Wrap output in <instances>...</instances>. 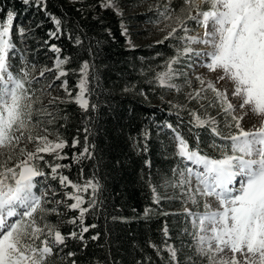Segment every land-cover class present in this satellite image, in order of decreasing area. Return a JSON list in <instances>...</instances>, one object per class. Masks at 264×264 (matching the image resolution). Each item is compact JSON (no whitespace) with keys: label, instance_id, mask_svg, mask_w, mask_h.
I'll return each mask as SVG.
<instances>
[{"label":"snow or ice","instance_id":"obj_1","mask_svg":"<svg viewBox=\"0 0 264 264\" xmlns=\"http://www.w3.org/2000/svg\"><path fill=\"white\" fill-rule=\"evenodd\" d=\"M22 2L28 5L32 0ZM35 2L40 5L46 0ZM100 6L112 8L113 0ZM117 14L123 15L119 10ZM16 15L8 11L6 19L0 20V264H49L50 257L67 247L68 239L83 241L84 234L96 227L85 224V219L98 207L102 185L95 175L83 183L64 175L62 169L70 165L58 161L67 158L63 152L67 141L59 135L50 140L49 129L41 120L33 119L35 114L47 112L46 108L36 107L41 99L37 92L43 94V89L35 88L34 84L53 71L57 73L56 80L67 76L63 66L69 58H61V49L52 44L50 51L56 53V58L51 69L45 68L39 77H34L35 63L21 56V66L14 73L15 65L10 60L17 55L12 40ZM51 19L56 31L49 36L58 38V34H63L61 20L55 16ZM162 21L172 22L165 25V28L171 27V31L164 39H175L180 46L166 62L165 70L156 74L157 84L177 93H181L183 87L191 89L192 79L186 69L191 70L200 87L187 93L188 102H197L207 112L202 101L212 93L214 97L208 101V107L218 108L225 118L221 127L216 117L201 116L189 110L192 127L188 131L192 132L193 128L208 130L214 138L210 147L219 153L218 156L209 155L201 148L198 133L195 146H192L178 130L179 125L164 124L173 133V155L178 158L171 170L173 179L166 181L165 186L179 189L182 202L191 203L197 209L185 208L186 223L191 227L190 231L186 228L185 233L191 237L196 256L206 259L207 264H264V0H183L178 11L172 7L171 0H167L162 8L156 9L154 22ZM189 22L203 28V35H189L192 31ZM126 31H122V35ZM29 32L30 29L21 25L16 37L26 40ZM75 42L81 43L79 37ZM194 44H201L204 49L196 50L192 47ZM89 68L84 62L77 84L79 91L74 97L85 113L97 107L90 104ZM199 68L219 73L215 82L206 79L204 74H196ZM178 79H183L184 84L175 83ZM220 81L231 83V95L238 104L229 99L227 88H217ZM54 86L53 81L47 87ZM62 87L71 96L67 80ZM169 104L178 118L186 107ZM47 115L50 117L48 124H52L55 117L52 113ZM245 117L249 120L259 118V126L253 122L251 128L245 130L242 124ZM84 131L83 151L73 157L77 163L95 158V145L88 143L91 130L85 127ZM144 138L146 141L147 132ZM79 143L74 139L72 147ZM29 144L34 145L31 151L27 147ZM136 146L140 147L138 142ZM143 148L146 150V144ZM45 156L52 157V161ZM49 181H58L60 189L65 190V201L55 199L59 192ZM69 188L71 191H67ZM152 193L153 202L159 204L163 197L154 186ZM54 199L55 206L47 207ZM66 201H71L66 204L69 211L78 213L69 223L79 226V232L73 230L67 236L46 220L49 213L58 215L59 206ZM201 203L203 211L199 210ZM148 211L145 210L146 214ZM91 239H98V234ZM164 251L168 253V264H179L173 245L166 244ZM66 255L72 258L75 253L69 251ZM71 264L76 261L72 259Z\"/></svg>","mask_w":264,"mask_h":264},{"label":"trees","instance_id":"obj_2","mask_svg":"<svg viewBox=\"0 0 264 264\" xmlns=\"http://www.w3.org/2000/svg\"><path fill=\"white\" fill-rule=\"evenodd\" d=\"M182 2L172 0V7L179 9ZM8 11L15 12L24 28L30 29L26 40L20 38L14 43L17 55L10 60L15 65L14 73L21 66V56L35 63V71L39 67L52 68L56 58V53L50 51L52 44L61 49V58H69L63 66L68 74L61 80H67L71 96L67 94L56 104L57 120L52 126L67 141L68 147L74 139L80 141L73 147L78 153L83 151L84 129L90 128L88 143L95 145V158L79 163L68 160V175L73 181L95 175L102 185L98 207L85 219V224L96 227L84 234L83 241L68 239L67 247L50 257L49 264H71L72 259L76 264H168L165 245L169 242L178 245L183 230L190 229V224L186 223L184 210L174 209L181 208L182 201L169 199L162 192L163 198L156 204L152 187L159 189L164 179L172 178L171 170L178 163L173 155V133L164 127L166 122L174 127L179 125L178 130L192 146H195L198 133L201 148L209 155H219L210 147L214 138L208 130L193 128L192 132L188 131L192 127L189 110L197 109L198 105L181 103L186 107L178 118L176 110L158 96V92L163 91L156 82L161 65L157 69L153 67L150 61L154 54L148 48L127 46L121 19L113 8H102L93 0H46L40 5L35 0L28 5L22 0H0V20L6 19ZM52 16L61 20L63 34H58V38L49 36L56 31ZM77 37L80 44L75 42ZM151 50L159 53L158 62L163 60V55L168 58L175 55L165 42ZM84 62L90 65V104L97 105L95 111L90 109L88 113L74 101ZM34 87L38 89L37 84ZM38 105L40 103L36 107ZM45 116H48L46 112L37 113L33 119L45 125ZM223 125L224 121H220V126ZM145 132L148 133L146 141ZM146 209L150 210L147 214ZM76 215L78 213L68 210L62 216L50 213L46 218L67 236L73 230L79 232L78 225L69 223ZM97 234L98 239H91ZM69 251L75 256L68 258ZM178 256L179 264H191L183 260L181 253Z\"/></svg>","mask_w":264,"mask_h":264},{"label":"rangeland","instance_id":"obj_3","mask_svg":"<svg viewBox=\"0 0 264 264\" xmlns=\"http://www.w3.org/2000/svg\"><path fill=\"white\" fill-rule=\"evenodd\" d=\"M98 2L99 5H101V3L103 2H107V0H93ZM167 2V0H113V4L114 7H112L115 12L117 13V10H119L120 12L123 13V15H119L121 22H120V26L122 31H124L125 29L126 34V44L128 47H143V48H148L150 50V52H152V54H154L152 56V59L150 61V63L153 65V67L155 69L158 68L159 65H161V69L159 70V72H162L165 70L166 67V62L168 61V57L166 55H163L164 57L162 58V61H157L156 58L159 57V53H153V48H155V45L159 44L158 41H163L166 43L167 47L169 48V50L171 51H176V47L180 46L178 44V41H176L175 39H168L165 40V36L167 35V33L169 31H171V27L165 28L166 24H170L172 23L171 21H162L160 23H155V19H156V9L157 8H162L164 6V4ZM172 2V0H171ZM202 7H206V6H202ZM179 9L177 8V11ZM23 26L22 22L20 21V19H18L17 17H15L14 20V28H13V35H12V40L13 43H15V41L17 40L16 37V30L17 28H19L20 26ZM173 26H175L173 24ZM24 27V26H23ZM188 27L190 29H192V31L189 32V35H203V28H199L196 27V25H194V22H189L188 23ZM163 29V30H162ZM182 34V33H181ZM192 47L196 50H203L204 46L201 44H194L192 45ZM161 56V55H160ZM166 56V57H165ZM55 60V59H54ZM54 63V62H53ZM88 63V62H87ZM83 65V64H82ZM46 68H49L48 66H46ZM45 69L44 67H39L34 73L33 76L34 77H39V73L41 70ZM187 71H189V76L192 79V86L191 89L188 87H183V90L181 93H177L174 90H168L167 88H163V91L160 93L158 92V96L160 98H162L163 100H166L168 103L171 102L172 104H181V103H187L188 99H187V93L190 92L192 89L194 88H198L200 87V85L197 83V81L195 80L194 76L195 74H193L191 72V70L186 69ZM158 72V73H159ZM80 73V71H79ZM196 74H204L206 79L208 80H212L213 82H215L216 80V76L219 75V73H209L208 70L206 68H199L197 69V73ZM57 73L55 71L50 72V73H46V76L44 78H41L39 83L37 84L38 89H43V94H41V92H37V95L40 96V106L38 105L37 108H46L47 112L46 113H52L53 116L55 117L53 123H56V104L61 101L62 99H65L67 96V93L63 90L62 84L64 80H56ZM81 79V73L80 76L78 78L77 84L79 82V80ZM55 82V86L51 89H48V84ZM175 83L184 84L183 79H178L175 81ZM76 84V87H77ZM217 88L223 90L225 88H227L228 91V95H229V99L232 101V103L234 104H238V100L234 97H232L231 92H232V85L230 82H226V81H220L217 84ZM68 89V88H67ZM69 91V90H68ZM79 89L77 87V91L76 94L78 93ZM70 92V91H69ZM214 97V94L209 93L208 94V99L205 101H202V103L205 105V108H207V112H205L204 108H201V105L198 104L195 101H192L191 103H193L194 105H198V108L195 109V111L198 112V114H200L201 116H207V115H211L213 117H216V119L220 122V121H224V115L222 113H220V110L216 107H208V101L212 100ZM53 98H57L56 102L54 104H50V101ZM237 115H239V111H237L236 113ZM47 118H45V127H47L50 131V135H49V139L50 140H55L57 138V135H59L57 132L54 131V128L52 126V124H48V120L50 119L49 116H45ZM230 119V118H229ZM255 122L257 124V126H259V118L253 117L251 120H249L248 117H245V120L242 121V124L245 128V130H248L249 128H251L252 123ZM43 134V133H42ZM63 140H65L61 135H59ZM28 150L31 151L34 148L33 144H29L28 146ZM72 151V152H71ZM64 154L66 155V159L58 161L61 164H65L68 165V160H73V157L75 155H78L79 153L77 152V150H73L72 145L70 147H66L63 150ZM45 158L49 161H52V157L50 156H45ZM68 170L69 168H64L62 169V172L64 175H67L69 177V179L71 180L70 176L68 175ZM45 171H48V169L45 167ZM92 178V177H90ZM89 179V178H80L78 181H74L77 183H83L84 180ZM173 179L172 178H168V179H164L161 182V186L159 189H157V192L159 194H161L163 192V194L167 197H175L173 200L174 201H182V197L180 196L179 193V189H173L170 186H165L166 181H171ZM73 181V180H72ZM49 183L53 184L54 187L57 188L59 195L55 198V199H59L62 201L66 200V197L64 195V191L60 189L59 183L58 181H49ZM67 191H71V189H67ZM49 195H51V193H49ZM55 199L53 200V202L49 205H47V207L52 208L55 206ZM67 203H71V201H66V203H62L59 206V214L57 215L56 213H51V214H55L56 216H62L64 214L67 213V211L69 210L66 206ZM215 207V205H214ZM185 208H188L192 211H196L197 209L191 204V203H184V206L181 208H174L178 211L180 210H185ZM200 211H203V204L201 203L200 205ZM50 214V213H49ZM46 220L52 224H54L52 221H49L47 218ZM56 226V224H54ZM57 228V226H56ZM191 230V227L189 229V231ZM184 235L183 238H179L178 241V245H176L175 243L169 242L168 244L173 245L176 250H177V259L179 260V254L181 253L182 255H184L183 260H189L191 262V264H207L206 259L200 258L198 256H196L194 249L192 247V240L191 237L188 236L185 233V230H183ZM189 248V249H188ZM191 258V260L189 259Z\"/></svg>","mask_w":264,"mask_h":264}]
</instances>
